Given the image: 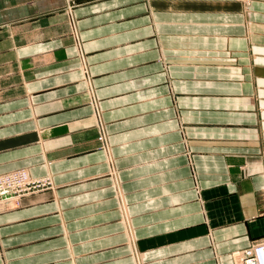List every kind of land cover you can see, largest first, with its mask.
<instances>
[{
	"label": "crops",
	"instance_id": "0c3cea01",
	"mask_svg": "<svg viewBox=\"0 0 264 264\" xmlns=\"http://www.w3.org/2000/svg\"><path fill=\"white\" fill-rule=\"evenodd\" d=\"M15 170L52 186L0 207V264H234L264 242V0H0Z\"/></svg>",
	"mask_w": 264,
	"mask_h": 264
},
{
	"label": "built area",
	"instance_id": "2783aa9c",
	"mask_svg": "<svg viewBox=\"0 0 264 264\" xmlns=\"http://www.w3.org/2000/svg\"><path fill=\"white\" fill-rule=\"evenodd\" d=\"M71 19V16H70ZM73 26L72 19L70 20ZM72 35L75 39L80 57H81V69L87 77V69L83 59V53L80 47L79 38L75 27L72 28ZM89 85V82H87ZM89 95L91 98V106L93 114L98 122V141L99 148L105 154V161L110 168V174L112 173V155L110 151V145L108 143L106 131L101 122V114L98 109L97 103L93 98L92 91L89 88ZM52 186L49 178H33L24 170H15L0 175V207L8 208L12 207L18 201L26 196L44 189H48ZM234 264H264V242L254 243L246 248L235 250L231 253Z\"/></svg>",
	"mask_w": 264,
	"mask_h": 264
}]
</instances>
